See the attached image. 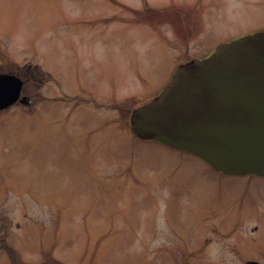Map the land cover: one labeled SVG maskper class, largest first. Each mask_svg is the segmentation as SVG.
Instances as JSON below:
<instances>
[{"label":"rangeland","instance_id":"374dc122","mask_svg":"<svg viewBox=\"0 0 264 264\" xmlns=\"http://www.w3.org/2000/svg\"><path fill=\"white\" fill-rule=\"evenodd\" d=\"M185 1L0 0V72L27 76L32 102L0 111V231L11 256L264 264V176L222 174L130 127L131 110L185 62L175 56L264 30V0H201V18ZM163 12L193 22L175 29ZM5 251L0 264H11Z\"/></svg>","mask_w":264,"mask_h":264},{"label":"water","instance_id":"95a60500","mask_svg":"<svg viewBox=\"0 0 264 264\" xmlns=\"http://www.w3.org/2000/svg\"><path fill=\"white\" fill-rule=\"evenodd\" d=\"M22 85L16 74L0 73V110L27 100ZM130 124L138 137L189 152L223 174L264 176V31L181 64L158 95L134 108Z\"/></svg>","mask_w":264,"mask_h":264},{"label":"flooded vegetation","instance_id":"af4514ba","mask_svg":"<svg viewBox=\"0 0 264 264\" xmlns=\"http://www.w3.org/2000/svg\"><path fill=\"white\" fill-rule=\"evenodd\" d=\"M189 1L190 0H186L185 2L191 3ZM145 5H149V4L145 3ZM179 5H183L182 2L179 3ZM189 5H194V6L197 7V11L193 10L194 13H193L192 17L196 16V17L201 18L204 10L206 9V7L203 4H201V0H193L192 3L189 4ZM149 8H151V5H149ZM187 16H188V14L183 12L180 15L181 18L179 17V20L175 21L174 20V18L176 17L175 14H173V13L172 14L164 13V12L161 14V17L165 20L164 22H167L168 24L171 25L172 28H175V29L177 27H184V25H187V24H190V23L193 22L192 19H189ZM240 35H243V34L236 35V33H232V34L228 35L227 37L223 36L221 38H218L214 43H212L211 46L205 45V46H203L200 49H195V51H191V52L185 51V53L181 52V54H180L181 57H178V55H177V56H175V58L176 59L179 58L181 60H184L185 62L186 61H190V60L203 58V57L209 55L220 43L225 42V41H229V40H231V39H233L235 37H238ZM188 36L190 37L189 34H188ZM194 41L195 40H191L189 42V44H191L193 48H194V45H195ZM183 42H185V41H183ZM185 44H188V42H185ZM25 68H26V70L24 71ZM33 68H34V71H36V73H38L40 75L39 70L37 69L38 66L34 65ZM21 69L24 71L21 74L22 76H24V75H26V73L30 72L29 64L26 65L25 67L21 66ZM15 73L22 79V81H23L22 89H23L24 84L28 80V78H27V76H25V78L21 77L20 76V72H15ZM40 77L42 78V76L40 75L39 78L36 79L34 77V79H33L35 85L36 86L38 85V87L39 86L41 87L43 85V82H44ZM23 95H25V94H23ZM26 97L28 98L27 95H26ZM17 103L23 104L24 106H26V105H29L32 102L28 98V100H26L24 102L20 101V102L14 103V104H17ZM1 111H3V110H1ZM2 249L6 250L5 252H6V254L9 257V260H10L11 264H22V263L23 264H47V260L46 259H48L50 256H52L51 252L49 250L48 251H49L50 254L44 252L43 249H38V250L37 249H31V250H34V253H35V255H34L35 260H33V262H30L29 260L28 261L23 260V258H20L18 255L11 256L10 253H13L14 251L17 252V251L13 248V246L8 244V234L0 231V251ZM55 260H56V257H55Z\"/></svg>","mask_w":264,"mask_h":264}]
</instances>
